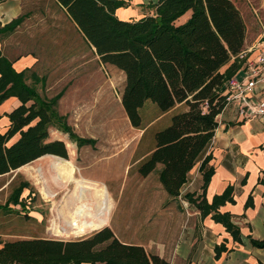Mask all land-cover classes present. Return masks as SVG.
Instances as JSON below:
<instances>
[{
    "label": "trees",
    "instance_id": "trees-1",
    "mask_svg": "<svg viewBox=\"0 0 264 264\" xmlns=\"http://www.w3.org/2000/svg\"><path fill=\"white\" fill-rule=\"evenodd\" d=\"M4 0H0V3ZM77 27L102 64L123 74L120 105L131 128L144 130L139 109L148 101L160 114L176 105L166 127L154 132L153 147L136 165L145 177L157 165V180L169 198H176L187 173L201 155L198 172L201 193L185 194V200L201 218L209 216L220 224L233 242L240 243L237 226L218 207L232 203V186L207 202L204 191L213 170L209 154H203L216 128L215 117L226 105L228 80L242 60L244 24L230 0H156L145 6L147 13L136 20H118L114 12L127 7L128 0H54ZM180 24L175 21L184 14ZM20 18L1 26L0 36L9 35ZM14 97L20 105L5 114L9 121L0 133V176L30 164L45 155L66 159L60 140H50V131L65 134L76 147L91 144L75 136L63 116L55 111L57 96L45 98L26 83L25 72H16L12 61L0 52V105ZM1 118V115H0ZM16 137L15 141L11 142ZM20 183L7 204L24 206ZM249 205L245 203V207ZM249 245L264 249V239L247 237ZM225 252L214 246V258ZM0 264H168L146 253L140 246L120 243L103 227L74 240L21 238L3 241Z\"/></svg>",
    "mask_w": 264,
    "mask_h": 264
},
{
    "label": "crops",
    "instance_id": "crops-1",
    "mask_svg": "<svg viewBox=\"0 0 264 264\" xmlns=\"http://www.w3.org/2000/svg\"><path fill=\"white\" fill-rule=\"evenodd\" d=\"M155 2L156 0H128L127 7L116 9L114 15L121 21L136 20L147 13V4ZM188 15L189 13L184 14L180 17V22L179 18L175 23H182ZM18 18L21 21L14 31L0 36V52L12 61L16 72H25L26 83L34 85L39 95L43 82L46 86L52 83L56 85L65 77L61 74L81 72L86 63V53L90 50L94 54L93 48L88 46L64 9L54 0H4L0 3L1 26ZM262 36L264 30L255 42H243L242 51L248 52L234 73V78H244L246 63L256 57V47ZM46 48L56 50L46 54ZM94 56L98 60L95 54ZM247 100L251 103L264 100V88L255 87L247 95ZM19 105L20 102L14 97L0 105V133L5 132L9 126L5 114ZM215 121L216 128L203 153L210 155L208 166L213 170L204 191V199L209 202L212 196L219 195L227 186H232L233 202L224 203L217 211L230 215L231 222L238 228L240 243L233 242L223 227L213 222L209 216L201 218L198 211L184 198L185 194L197 196L201 193L202 179L198 166L203 155L187 173L176 198H169L157 180L156 191L148 187V191L144 189L142 194L135 193L133 199H128L125 207L127 210L123 211L122 220L118 219V222L117 219H110V216L112 211L115 212L121 194L115 200L112 197L108 199L104 196L103 189L99 190L96 186L98 183L104 185V179L113 176L117 159L106 164L105 173V166L95 162L89 170L81 167L87 170L78 171V176L74 178V160L66 161L52 155L38 158L32 163L40 165L48 156L62 160L63 164L55 161L53 169L58 171L59 177L63 176L73 183L77 191V195L67 196L63 199V204L55 209L54 199L60 191L52 193L50 187H43L40 199L49 207L48 220L52 234L56 231L57 235H61V227L58 226L61 223L71 229L67 232L69 235L86 231L89 234L107 227L120 243L140 246L146 253L154 254L168 264H264V249L253 248L247 242V237L264 239V116L244 118L238 115L236 102L231 101L223 107ZM56 134L65 135L51 130L50 140L63 142L52 137ZM15 139L16 137L11 142ZM74 148L78 149L75 145ZM149 151L150 149L139 161ZM68 155L66 152V158ZM27 165L0 176V193L8 185L6 177L12 173H20ZM159 169L160 166L157 165L154 171L158 172ZM153 172L145 177L137 175L144 180ZM84 183L89 186H82ZM85 191L91 192L84 196ZM105 198L110 206L104 222L98 227ZM246 202L249 203L247 207ZM35 215V219L40 222L41 215L36 212ZM41 238L65 240L56 237ZM220 244L224 246L225 252L214 258L213 248Z\"/></svg>",
    "mask_w": 264,
    "mask_h": 264
},
{
    "label": "rangeland",
    "instance_id": "rangeland-1",
    "mask_svg": "<svg viewBox=\"0 0 264 264\" xmlns=\"http://www.w3.org/2000/svg\"><path fill=\"white\" fill-rule=\"evenodd\" d=\"M230 1L244 24V41L247 44L255 42L264 30V0ZM180 20L181 18L178 22ZM44 50L47 54V52H55L56 49ZM85 59L86 63L82 66L81 72L61 74L65 77L56 85L52 83L46 86L43 82L40 94L45 98L57 96L55 111L65 118L71 132L78 138L93 141L91 144L75 149V143L69 141L66 135L52 136L63 140L66 152L69 154L66 161L74 160L76 167L74 178L83 169H91V164L95 162L105 166V173L106 164L117 159V168L113 176L106 177L104 185L98 183L96 186L99 190L103 189V194L108 199L112 197L115 200L121 194L116 209L114 207L115 212L112 211L114 214L110 216V219H117L118 222V219L122 220L123 211L127 210L125 207H127L128 199H133V194H142L144 189L148 191V187L153 191L157 190V172L154 171L148 179L143 180L136 173V165L140 157L153 147L154 132L166 127L170 115L180 111L182 106H176L167 113L160 114L153 104L146 101L139 109L144 130L131 128L119 101L123 86L122 74L112 66L99 63L90 50L86 53ZM79 101H81L80 104H77ZM55 161L63 164L62 160L48 156L40 162V165L31 163L20 173H12L6 177L8 185L0 193V236L3 241L32 237L74 240L91 233L88 234L86 231L69 235L67 232L71 229L66 228L64 223L58 225L61 227L60 236L56 231L53 235L49 229V207L40 199L43 195V187L45 185L50 187L52 193L60 191L54 199L53 208L55 209L63 204V199L67 196L77 195L74 189L76 186L63 176L59 177L58 171L53 169ZM81 167H87V169H81ZM20 183L28 184L33 192L30 189L23 190L20 198L24 206L7 204L10 194ZM81 185L89 186L85 183ZM89 192L91 191H85L83 195L88 196ZM109 206L106 201L101 207L98 227L104 222ZM35 212L41 215L40 222L35 219Z\"/></svg>",
    "mask_w": 264,
    "mask_h": 264
},
{
    "label": "built area",
    "instance_id": "built-area-1",
    "mask_svg": "<svg viewBox=\"0 0 264 264\" xmlns=\"http://www.w3.org/2000/svg\"><path fill=\"white\" fill-rule=\"evenodd\" d=\"M256 57L246 63L245 76L242 79L231 77L226 87V104L235 101L237 104L238 115L248 117L264 116V100L251 103L247 100L250 94L257 86L264 88V36L260 38L256 47ZM248 50L240 52L237 56L243 60Z\"/></svg>",
    "mask_w": 264,
    "mask_h": 264
}]
</instances>
